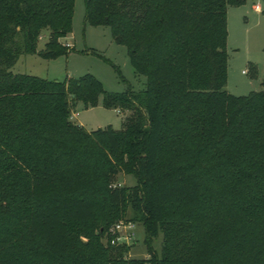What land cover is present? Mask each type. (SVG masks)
Segmentation results:
<instances>
[{
  "label": "trees",
  "instance_id": "16d2710c",
  "mask_svg": "<svg viewBox=\"0 0 264 264\" xmlns=\"http://www.w3.org/2000/svg\"><path fill=\"white\" fill-rule=\"evenodd\" d=\"M243 2L83 0L145 78L105 92L90 74L10 71L68 52L73 0H0V264H264V77L226 90L227 8ZM99 96L124 113L119 129L70 120ZM117 220L142 225L149 257L109 244Z\"/></svg>",
  "mask_w": 264,
  "mask_h": 264
},
{
  "label": "rangeland",
  "instance_id": "374dc122",
  "mask_svg": "<svg viewBox=\"0 0 264 264\" xmlns=\"http://www.w3.org/2000/svg\"><path fill=\"white\" fill-rule=\"evenodd\" d=\"M255 4H259L263 10L264 0H244L242 4L227 8L226 90L237 96L263 88L264 14L253 9ZM83 16V0H73L70 31L65 37L58 39L68 52L48 59L36 54H22L10 67V71L55 81L90 74L100 82L105 92H121L127 88L133 91L143 89L145 78L134 75L125 47L112 41L106 26L89 24L84 21ZM46 39L47 31L43 30L36 42L37 50L43 48ZM251 66L255 68V73L251 71ZM71 112L76 114L70 117L71 121L91 130L106 125L119 129L124 115L118 110L104 108L101 96L96 106L83 108L78 102ZM134 182L132 175L118 173L116 176V183L119 185L129 186ZM131 233L132 239L127 244L129 249L126 257H149L143 241L142 225L133 223ZM160 241L161 236L153 242L157 254L160 253Z\"/></svg>",
  "mask_w": 264,
  "mask_h": 264
},
{
  "label": "built area",
  "instance_id": "2783aa9c",
  "mask_svg": "<svg viewBox=\"0 0 264 264\" xmlns=\"http://www.w3.org/2000/svg\"><path fill=\"white\" fill-rule=\"evenodd\" d=\"M253 9L261 12L262 9L259 4H255ZM245 72V70L243 71ZM76 114L71 112L70 117H74ZM133 223L128 220H118L113 223L108 229V242L109 244H128L132 237Z\"/></svg>",
  "mask_w": 264,
  "mask_h": 264
},
{
  "label": "crops",
  "instance_id": "0c3cea01",
  "mask_svg": "<svg viewBox=\"0 0 264 264\" xmlns=\"http://www.w3.org/2000/svg\"><path fill=\"white\" fill-rule=\"evenodd\" d=\"M254 6V5H253ZM261 7V6H260ZM256 11V10H255ZM256 12H258V11H256ZM112 110H115V111H117V109H112ZM75 123V122H74ZM76 124H78V123H76ZM79 125V124H78ZM86 129V128H85ZM86 130H91V129H86Z\"/></svg>",
  "mask_w": 264,
  "mask_h": 264
}]
</instances>
